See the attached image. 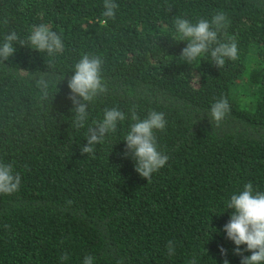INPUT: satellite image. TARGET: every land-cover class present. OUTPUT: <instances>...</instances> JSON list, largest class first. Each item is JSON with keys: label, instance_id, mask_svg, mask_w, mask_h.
<instances>
[{"label": "trees", "instance_id": "1", "mask_svg": "<svg viewBox=\"0 0 264 264\" xmlns=\"http://www.w3.org/2000/svg\"><path fill=\"white\" fill-rule=\"evenodd\" d=\"M114 2L109 19L104 0H0V43L43 23L65 46L50 58L17 44L0 63V162L21 176L17 192L0 194V264H83L89 255L93 264H241L224 226L232 195L249 182L264 192V0ZM219 12L228 26L218 42L235 40L238 58L222 68L210 53L180 60L188 42L176 38L174 19L211 22ZM84 54L103 59L108 91L76 130L68 80ZM44 72L47 100L32 77ZM221 98L230 110L216 125L208 113ZM112 107L125 120L82 155L88 127ZM132 111L167 121L155 136L168 161L149 182L125 154Z\"/></svg>", "mask_w": 264, "mask_h": 264}, {"label": "clouds", "instance_id": "2", "mask_svg": "<svg viewBox=\"0 0 264 264\" xmlns=\"http://www.w3.org/2000/svg\"><path fill=\"white\" fill-rule=\"evenodd\" d=\"M105 11L103 16L114 18L118 5L114 0H104ZM7 20L4 21L7 24ZM228 26V18L224 12L214 15L209 22L199 19L193 23L185 18H175L174 28L176 38L179 41H187V46L181 51L180 60L191 64L206 53H210L213 63L222 68L226 59L235 61L238 58V47L235 40L230 43H219L218 33ZM30 46L48 57L55 58L64 51V43L61 35L53 31L49 26L41 23L33 25L26 39H21L16 31L5 34L3 42L0 43V63L9 60L16 52L15 45ZM103 59L97 55L84 54L74 64L73 75L68 80L70 89L69 99L73 104L72 126L79 130L85 127L89 116V105L101 95L108 91L103 79ZM51 59L48 67L51 66ZM32 74V73H31ZM36 87L40 90V98H49L51 79L48 72L39 76L32 74ZM230 106L226 98H221L212 104L208 117L210 122L219 125L229 112ZM125 113L116 107L105 108L103 118L93 121L86 133L87 144L81 148V154H93L95 146L103 143L109 133H115L118 122L124 121ZM131 119L134 123L126 134L125 154L130 155L135 161V171L148 182L152 174L163 168L168 156L157 149L156 131H164L167 121L164 113L150 111L146 118L141 119L135 111H132ZM21 176L14 173L13 165L0 162V194L11 195L19 190ZM228 209H233L229 222L224 226L227 238L231 240L236 248L234 254L241 256V264H264V192L254 191L251 182L244 185L239 194L231 196L227 203ZM241 245L246 248L241 249ZM168 254H175V242H167ZM222 254H226L221 249ZM243 252H250L245 256ZM61 261L68 259L67 255L61 256ZM94 257L86 256L83 264H93ZM117 264H123L118 261ZM188 264H196L195 259L189 260ZM224 264H228L227 259Z\"/></svg>", "mask_w": 264, "mask_h": 264}]
</instances>
